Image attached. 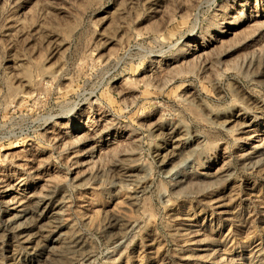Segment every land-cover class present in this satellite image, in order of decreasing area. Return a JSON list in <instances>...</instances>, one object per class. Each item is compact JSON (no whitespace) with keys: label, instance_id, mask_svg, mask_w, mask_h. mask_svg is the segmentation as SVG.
Wrapping results in <instances>:
<instances>
[{"label":"rangeland","instance_id":"374dc122","mask_svg":"<svg viewBox=\"0 0 264 264\" xmlns=\"http://www.w3.org/2000/svg\"><path fill=\"white\" fill-rule=\"evenodd\" d=\"M0 264H264V0H0Z\"/></svg>","mask_w":264,"mask_h":264},{"label":"bare ground","instance_id":"6f19581e","mask_svg":"<svg viewBox=\"0 0 264 264\" xmlns=\"http://www.w3.org/2000/svg\"><path fill=\"white\" fill-rule=\"evenodd\" d=\"M85 129L87 130V129H88V127H87V126H85Z\"/></svg>","mask_w":264,"mask_h":264}]
</instances>
